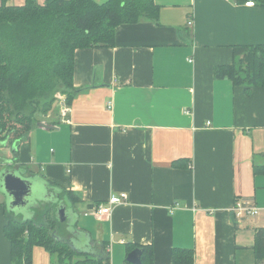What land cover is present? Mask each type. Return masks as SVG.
I'll list each match as a JSON object with an SVG mask.
<instances>
[{"label":"crops","instance_id":"crops-1","mask_svg":"<svg viewBox=\"0 0 264 264\" xmlns=\"http://www.w3.org/2000/svg\"><path fill=\"white\" fill-rule=\"evenodd\" d=\"M153 2L156 22L120 24L113 46L75 50L69 122L38 114L18 146L0 145V167L68 191L73 231L60 222L67 237L57 236L77 251L102 244L107 261L124 264L128 247L150 246L154 264H172L179 247L193 251L192 264H243L239 252L252 251L264 226V174L255 172L264 166V87L235 86L214 68L233 62L234 46L264 44V8ZM120 192L127 200L110 215L91 214ZM237 199L260 213L238 221ZM4 203L0 191V264H12ZM31 254V264H56L42 246Z\"/></svg>","mask_w":264,"mask_h":264},{"label":"trees","instance_id":"trees-1","mask_svg":"<svg viewBox=\"0 0 264 264\" xmlns=\"http://www.w3.org/2000/svg\"><path fill=\"white\" fill-rule=\"evenodd\" d=\"M9 1L0 0V145L11 148L27 138L38 114L48 113L57 92L66 94V102L71 97L76 49L113 46L120 24L156 22L159 17L153 0H23L21 5ZM235 1L264 8V0ZM233 56L230 65L214 68L215 77L227 78L235 86L264 87V44L234 46ZM255 172L264 174V166H256ZM46 184L59 189L50 181ZM59 190L73 204L68 191ZM55 208L44 209L42 218L36 209L28 219L7 213L4 235L11 243V263L31 264L34 246L56 256V264L107 261L102 244L89 252L77 251L57 236L61 223L53 215ZM49 213L53 226L47 221ZM135 248L128 247L127 253ZM139 248L141 264H154L151 247ZM251 248L255 264H264V226L256 229ZM193 255L191 249L175 247L172 264H192Z\"/></svg>","mask_w":264,"mask_h":264},{"label":"water","instance_id":"water-1","mask_svg":"<svg viewBox=\"0 0 264 264\" xmlns=\"http://www.w3.org/2000/svg\"><path fill=\"white\" fill-rule=\"evenodd\" d=\"M38 125L47 127L41 122ZM3 167L0 170V191L5 196L7 211L21 214L28 212L29 209L35 206L34 195L32 196L34 193L33 187L35 186L33 176L24 175L25 171L20 168ZM43 188L45 193L42 195L41 200L47 202L55 200V218L59 222L67 221V217L70 215L69 204L57 195V192L50 190L56 188L49 187L46 183H44ZM141 255L142 249L135 248L127 254L126 261L131 264H141Z\"/></svg>","mask_w":264,"mask_h":264},{"label":"built area","instance_id":"built-area-1","mask_svg":"<svg viewBox=\"0 0 264 264\" xmlns=\"http://www.w3.org/2000/svg\"><path fill=\"white\" fill-rule=\"evenodd\" d=\"M247 6H253L252 1L246 2ZM192 20H187V25H191ZM55 103L58 108V115L61 122H69V105L66 102V96L56 93ZM209 124V123H208ZM127 200V194L120 192L118 194H111L108 200L103 204L94 205L91 209V214L96 218H102L111 214L114 206L122 204ZM235 218L240 221L247 217H253L260 213L261 209L249 199H237L232 207ZM103 264H111L109 261H105Z\"/></svg>","mask_w":264,"mask_h":264},{"label":"rangeland","instance_id":"rangeland-1","mask_svg":"<svg viewBox=\"0 0 264 264\" xmlns=\"http://www.w3.org/2000/svg\"><path fill=\"white\" fill-rule=\"evenodd\" d=\"M57 93L66 96V94H64L62 92H57ZM49 112L51 113V115H55V114L58 113V108H57V105H56L55 102H53L50 110H48V113ZM9 167L10 168H15V167H17V165H14V164L11 165V163H9ZM2 168H4V167H0V170ZM24 175H29V174H24ZM30 176H33V179L35 180V186L33 187L34 188V193L32 194V196L34 195L33 200L35 201V206H34L35 208L32 207L31 209H29L28 212H25L23 214H21L19 212H8L7 208H6V213H9V217L11 216L12 218H16V219L29 218L32 215L31 213H35L36 210H37V213L41 216L44 213V209H46L48 206L49 207L51 206V212H52V208L55 207V200L51 201L49 203L48 202L45 203L46 201L41 200L42 199V195H44V193H45V190L43 188V185L45 183L44 178L42 176H34V175H30ZM4 206H6V203H4ZM53 215H55V213ZM41 218H42V216H41ZM47 221H49L51 226L54 225V222H53V220L51 218V213L48 214ZM67 225L68 226H66V230L73 231L71 229L73 227V219H72L71 215H68V217H67ZM57 234L62 236L63 239L65 237H67V234L65 233V231L60 233L59 230H58ZM62 237H60V238H62ZM73 240L76 241V237L75 236H74ZM77 244H78V242H77ZM247 250L246 249H242V252H239V258H240L241 262H244L243 264L251 263V260H252L253 251H251L250 249H247ZM253 256H254V254H253ZM53 261L56 263V261H57V257L56 256H53Z\"/></svg>","mask_w":264,"mask_h":264},{"label":"flooded vegetation","instance_id":"flooded-vegetation-1","mask_svg":"<svg viewBox=\"0 0 264 264\" xmlns=\"http://www.w3.org/2000/svg\"><path fill=\"white\" fill-rule=\"evenodd\" d=\"M51 191H55V192H57V195H59L61 198H63V200L65 201V198L64 197H62V195H61V193H60V190L59 189H50ZM45 203H47V201L45 202ZM49 203V202H48Z\"/></svg>","mask_w":264,"mask_h":264}]
</instances>
